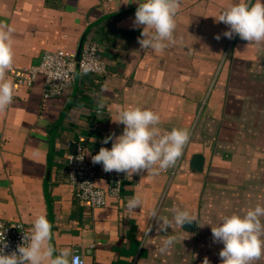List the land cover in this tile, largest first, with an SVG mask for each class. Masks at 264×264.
<instances>
[{
	"label": "crops",
	"instance_id": "crops-1",
	"mask_svg": "<svg viewBox=\"0 0 264 264\" xmlns=\"http://www.w3.org/2000/svg\"><path fill=\"white\" fill-rule=\"evenodd\" d=\"M142 2L0 0V22L13 29L11 71L38 65L46 51H78L85 34L107 65L102 75L75 74L54 99L43 98V76L32 87L6 76L14 94L0 112V218L29 230L45 215L55 248L79 252L85 264H221L223 244L199 223L216 226L225 215L264 205V46L223 36L228 26L215 18L234 0H179L163 53L141 49L142 27L133 22ZM128 105L157 112L163 131L187 129L190 139L176 166L156 176L95 164L97 187L115 184L110 173L122 182L119 197L92 208L68 181V158L82 150L91 161L101 147L111 149L103 141L122 134L114 121ZM195 155L204 157L201 170L192 168ZM132 197L141 205L130 210ZM174 206L197 218L194 231L161 230L160 218L171 219ZM169 236L174 245L160 253Z\"/></svg>",
	"mask_w": 264,
	"mask_h": 264
},
{
	"label": "clouds",
	"instance_id": "clouds-1",
	"mask_svg": "<svg viewBox=\"0 0 264 264\" xmlns=\"http://www.w3.org/2000/svg\"><path fill=\"white\" fill-rule=\"evenodd\" d=\"M134 27H142L138 43L141 49L151 48L155 53L162 54L168 43L173 40L176 29V15L179 0H144L137 3ZM217 22L228 26L223 36L232 39L238 35L240 39L264 46V0H234L232 5L221 11ZM219 40L220 35L215 37ZM13 29L0 22V112H4L13 101L14 83L6 79L13 67L14 53L12 47ZM90 70L82 67V74ZM74 71L72 65L63 72H56V79L70 78ZM100 108L104 105L101 103ZM123 124L121 135L112 134L103 141H112L111 149L101 147L99 152L91 156V162L101 164L105 172L115 171L126 176L146 172L156 176L160 172L175 167L183 155V150L190 139L187 129L173 128L163 131L159 125L160 115L146 108L128 105L118 113L114 121ZM90 154V153H89ZM141 205L138 197L128 200V208L135 209ZM153 217L156 211L152 212ZM264 205L257 204L240 213L225 215L216 226L210 222L214 243H222L219 252L221 264H256L264 257ZM186 209L174 206L172 217H161L160 228L167 231L173 225L180 229L185 223L196 220ZM0 227H3L0 225ZM53 225L43 214L37 215L32 227L22 237V243L16 250L5 254L8 247L5 231H0V264H82L81 258L74 255L68 247L57 250L52 243ZM175 243V237L169 236L162 242L160 253H166ZM203 264H209L207 258Z\"/></svg>",
	"mask_w": 264,
	"mask_h": 264
},
{
	"label": "built area",
	"instance_id": "built-area-1",
	"mask_svg": "<svg viewBox=\"0 0 264 264\" xmlns=\"http://www.w3.org/2000/svg\"><path fill=\"white\" fill-rule=\"evenodd\" d=\"M72 65L74 71L70 78L56 79V72H63ZM89 66L90 70L86 74L102 75L107 72V65L101 58L99 45L95 41H87L82 50L80 61L77 60V51L68 53L64 50L46 51L38 65H33L23 70H9L8 74L16 80L18 84L32 87L39 76L44 77L43 98L54 99L60 97L73 84L77 69L82 74V67ZM7 74V75H8ZM108 178L115 180V184L104 190L97 187V168L87 159L82 150L71 154L67 161V178L76 189L78 198L90 205L92 208H102L106 205L108 197H119V189L122 179L119 175L110 173ZM0 231H5L8 247L4 249L5 254L16 250L17 245L22 243V237L28 233V228L22 222L6 223L0 218ZM81 258L82 264L85 260L79 252L74 253Z\"/></svg>",
	"mask_w": 264,
	"mask_h": 264
},
{
	"label": "water",
	"instance_id": "water-1",
	"mask_svg": "<svg viewBox=\"0 0 264 264\" xmlns=\"http://www.w3.org/2000/svg\"><path fill=\"white\" fill-rule=\"evenodd\" d=\"M85 39H86V34L82 37V40H81V43L78 47V51H77V60L80 61V58H81V54H82V50H83V46L85 44ZM79 69H77L76 71V76L78 77L79 75ZM78 81V80H77ZM74 148H76L74 146ZM76 153V150L75 152ZM203 160H204V157L202 155H195L194 156V159H193V169L194 170H201L202 169V166H203ZM195 226H196V221L193 220L192 222L190 223H185L184 224V227L188 230V231H194L195 230Z\"/></svg>",
	"mask_w": 264,
	"mask_h": 264
}]
</instances>
